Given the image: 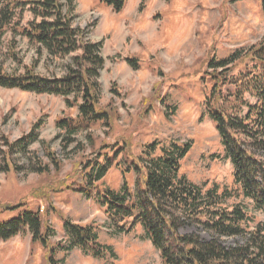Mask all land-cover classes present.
I'll list each match as a JSON object with an SVG mask.
<instances>
[{"label": "rangeland", "instance_id": "rangeland-1", "mask_svg": "<svg viewBox=\"0 0 264 264\" xmlns=\"http://www.w3.org/2000/svg\"><path fill=\"white\" fill-rule=\"evenodd\" d=\"M73 4L74 26L83 30L86 39L101 42L104 64L98 72L100 104L111 106L116 118L111 119L110 126L96 124L76 135V141L64 149L55 121L75 117L76 108H67L61 96L0 87V135L11 141L18 139L42 119L37 140L29 149L46 161L40 141H48L62 161L58 172L40 175L30 166L19 172L0 170V222L29 208L41 217V234L52 232L44 239L46 243L33 242L28 230L0 240V264H50V256L56 264H163L140 226L121 232L93 197L56 188L71 174L75 163L91 158L92 142L100 152H108L129 141L133 155L152 141L190 143L189 151L180 160V174L204 189L216 185L219 191H228L226 203H238L247 212L249 221L244 227L252 230L260 226L264 230V212L256 209L234 183L232 164L224 158L205 103L213 83L208 61L244 50L264 37V0H126L120 12L101 0H74ZM21 17V24H25L32 16L25 10ZM10 40V33L6 34L0 47V62L8 72L22 73L27 65L39 75L59 77L70 63L69 56L52 58L43 52L39 57L35 47L18 35L12 45ZM127 56L138 59V69L129 65ZM244 64L230 70L237 74ZM230 87L233 91L234 86ZM113 88L120 96L113 94ZM244 99L254 101L247 94ZM1 142L0 149H5ZM2 156L0 153V163L4 164ZM116 159L126 166L124 154ZM9 160L26 164L19 150L13 151ZM121 165L108 170L99 182L100 188L120 189ZM127 177L134 192L137 176L130 172ZM18 203L22 205L16 206ZM65 220L92 225L98 241L107 247L104 256L95 257L77 247L66 249L69 237L63 227ZM179 232L196 234L203 240L212 236L194 222L184 223ZM247 236L219 239L224 246L232 247L243 244Z\"/></svg>", "mask_w": 264, "mask_h": 264}, {"label": "trees", "instance_id": "trees-1", "mask_svg": "<svg viewBox=\"0 0 264 264\" xmlns=\"http://www.w3.org/2000/svg\"><path fill=\"white\" fill-rule=\"evenodd\" d=\"M101 1L115 12H120L126 4V0ZM73 2L0 0V47L6 34L10 33V45L18 35L35 47L39 57L45 52L52 58H70L59 77L39 75L33 66L27 65L22 73L16 70L8 72L0 62V87L61 96L67 108H76L75 117L67 116L55 121L64 149L76 141V135L96 124L110 126L111 119L116 118L111 106L100 104L98 72L104 64L101 42L86 39L83 30L74 26ZM25 10L32 17L21 24V12ZM125 60L133 69L139 68L136 57L127 56ZM240 63H245L243 69L233 74L230 69ZM207 66L213 83L205 102L206 115L215 125L224 158L232 164L238 190L253 202L256 209L264 212V37L227 57L211 58ZM230 86H234L233 91ZM114 89L113 94L120 96ZM246 94L254 101L245 100ZM42 124V119L37 120L29 133L12 141L0 135L1 144L5 147L0 149L4 161V164L0 163V170L19 172L30 166L32 172L39 175L60 170L62 161L50 149L48 141H40L46 161L29 149L37 140V131ZM91 145V158L75 163L71 174L56 188H67L93 197L121 232L140 226L145 237L158 250L163 264H264L263 228L257 226L247 230L244 227L249 221L247 212L238 203H226L230 195L228 191H219L216 185L204 189L180 174V160L189 151L190 143L152 141L142 145L137 155L131 153L129 141L108 152H100L94 147V142ZM15 150L25 155L27 165L9 162V156ZM121 153L124 154V167L116 161ZM115 165L122 167L120 189L100 188L99 182ZM130 172L137 176L134 192L126 181ZM19 205L22 203L16 206ZM186 222L197 223L208 230L212 234L211 239L181 234L179 227ZM63 227L69 237L66 249L77 247L95 257H103L106 253L107 247L98 241L92 225L65 220ZM41 228L39 213L26 208L19 216L0 222V240L28 230L33 242L40 240L46 243L44 239L52 232L41 234ZM241 234L248 235L241 245L227 247L219 239ZM49 263L57 262L50 256Z\"/></svg>", "mask_w": 264, "mask_h": 264}]
</instances>
